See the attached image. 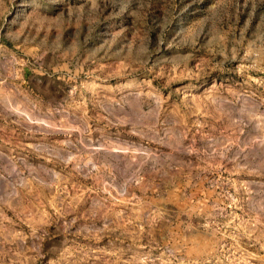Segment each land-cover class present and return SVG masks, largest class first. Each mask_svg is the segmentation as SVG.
I'll return each mask as SVG.
<instances>
[{
	"label": "rangeland",
	"instance_id": "obj_1",
	"mask_svg": "<svg viewBox=\"0 0 264 264\" xmlns=\"http://www.w3.org/2000/svg\"><path fill=\"white\" fill-rule=\"evenodd\" d=\"M0 264H264V0H0Z\"/></svg>",
	"mask_w": 264,
	"mask_h": 264
}]
</instances>
